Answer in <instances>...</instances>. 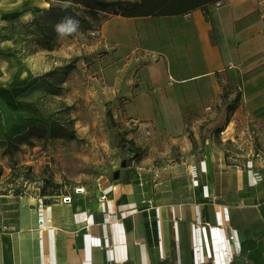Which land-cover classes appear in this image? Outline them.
I'll return each mask as SVG.
<instances>
[{"label": "crops", "instance_id": "obj_1", "mask_svg": "<svg viewBox=\"0 0 264 264\" xmlns=\"http://www.w3.org/2000/svg\"><path fill=\"white\" fill-rule=\"evenodd\" d=\"M223 1L207 5L209 18L202 7L116 15L98 39H85L82 47L102 40L118 48V56L96 59L101 65L91 69L90 84H97L103 114L111 109L126 138L149 150L119 179L80 185L82 194L73 187L40 197L0 195V264H264V157L237 150L240 131L250 137L247 89H264V0ZM50 6L0 0L4 104L29 103L34 76L26 55L38 56L47 39L58 38L45 14ZM66 45L56 51L72 47ZM233 74L242 75L243 95L224 113L231 102L224 82L236 85ZM221 121L219 133L209 128ZM68 193L72 202L62 200ZM104 194L108 200H100ZM221 209L230 220L220 228L217 261L210 227L221 225Z\"/></svg>", "mask_w": 264, "mask_h": 264}, {"label": "rangeland", "instance_id": "obj_2", "mask_svg": "<svg viewBox=\"0 0 264 264\" xmlns=\"http://www.w3.org/2000/svg\"><path fill=\"white\" fill-rule=\"evenodd\" d=\"M71 7L77 13L71 16L80 20L79 31L52 42L47 39L52 34L46 35L45 49L40 48L36 57L34 52L26 55L34 76L28 84L29 103L17 107L0 100V195L40 197L48 180L62 184L58 193L63 194L80 185L111 181L114 172L123 168L125 158L107 126L103 99L97 84H90L89 78L91 69L95 71L101 65L96 59L105 56L106 62L109 56H118V48L109 42V49L102 40H96L93 48L89 43V48L82 47L86 38L98 39L96 34L90 36L94 27L116 15L100 11L94 16L83 5ZM64 43L72 47L56 51ZM241 76L233 74L236 85L224 82L232 102L238 93L243 95ZM247 92L245 127L250 137L240 131L242 142L237 150L262 158L264 105L256 102L264 100V89L250 88ZM137 147L149 150L146 143ZM126 160L128 166L138 159L135 153L127 152Z\"/></svg>", "mask_w": 264, "mask_h": 264}, {"label": "trees", "instance_id": "obj_3", "mask_svg": "<svg viewBox=\"0 0 264 264\" xmlns=\"http://www.w3.org/2000/svg\"><path fill=\"white\" fill-rule=\"evenodd\" d=\"M48 1L50 2L51 6L45 12V14L48 20L54 22V25L58 23L65 15H72L74 13V15L77 14L73 7H70L67 10H61V7L56 5V3H59L58 0ZM218 1L220 0H71V5H83L85 11H90V13L94 16L98 15V13L102 11L105 14L122 15L124 17L147 16L155 14L167 15L188 11L196 7H202L206 17L209 18V10L207 5L212 3L216 4ZM101 26L102 25L98 24L93 28V30H91V33L100 31ZM225 97H227V94ZM240 100L241 93H238L233 102H227L223 112L231 113L236 110L239 106ZM105 116L107 126L116 140V144L119 147L121 155L126 159L127 152H132L135 153L136 159H140L145 152L142 148L137 147L134 141L128 140L126 138L128 130H122L121 127L118 126L113 116L112 110L107 108ZM228 121L229 116L227 117L226 123H228ZM226 123L224 121L215 122L214 124L213 122H210L209 128L219 133L224 129V125ZM191 135L192 134H190V138L193 141L194 138ZM46 184L47 185L42 192V196L60 194L58 192L62 188V184L52 182L50 180L46 181ZM48 188H50L51 191H47Z\"/></svg>", "mask_w": 264, "mask_h": 264}, {"label": "built area", "instance_id": "obj_4", "mask_svg": "<svg viewBox=\"0 0 264 264\" xmlns=\"http://www.w3.org/2000/svg\"><path fill=\"white\" fill-rule=\"evenodd\" d=\"M223 3H224V1L223 0H220V1L216 2V5L220 6ZM98 33H99V31L92 32V34H98ZM194 177L196 178V174H195ZM195 184L196 185L199 184L197 178L195 180ZM73 191H74L75 194H82V193H85L86 192V187H84V186H78V187H75ZM108 199H109V197H108L107 194L102 195V197L100 198V200H108ZM62 200L64 202H72L73 201L72 193H68L65 196H63V199ZM43 203L44 202H41V206L42 207H43ZM225 211L226 210H224V209H221L219 211L221 213V215H222V220L220 222L221 225L220 226H217V227H210L211 232H212L211 234H212V239H213L214 248H215V256H216L217 261H218V254H217V250H216V245H217V242L218 243L221 242L220 228H221V226L222 227H227L228 226V222L230 220L229 219V215L227 213H225ZM45 221H46V218L45 217H41L40 218V223L43 224ZM197 223L200 224V219L199 218L197 220ZM205 228H206V226L204 225L203 226V229H205ZM232 234H233V237H234V243L233 244L235 246L236 245L239 246L240 245V239L238 237L237 230H232ZM223 251L225 252L226 250H223ZM217 264H218V262H217Z\"/></svg>", "mask_w": 264, "mask_h": 264}, {"label": "clouds", "instance_id": "obj_5", "mask_svg": "<svg viewBox=\"0 0 264 264\" xmlns=\"http://www.w3.org/2000/svg\"><path fill=\"white\" fill-rule=\"evenodd\" d=\"M61 10L70 8L71 0H58ZM80 29V20L75 16L65 15L58 23L54 25V30L58 34V38H64L77 33Z\"/></svg>", "mask_w": 264, "mask_h": 264}, {"label": "water", "instance_id": "obj_6", "mask_svg": "<svg viewBox=\"0 0 264 264\" xmlns=\"http://www.w3.org/2000/svg\"><path fill=\"white\" fill-rule=\"evenodd\" d=\"M121 166L123 168L127 167V160L126 159H123V161L121 163ZM120 175H121V170H116L114 172V179H119L120 178Z\"/></svg>", "mask_w": 264, "mask_h": 264}, {"label": "bare ground", "instance_id": "obj_7", "mask_svg": "<svg viewBox=\"0 0 264 264\" xmlns=\"http://www.w3.org/2000/svg\"><path fill=\"white\" fill-rule=\"evenodd\" d=\"M213 242V241H212ZM213 244V243H212ZM217 249H220V243H217V245H216V250ZM219 252H220V250H219Z\"/></svg>", "mask_w": 264, "mask_h": 264}]
</instances>
